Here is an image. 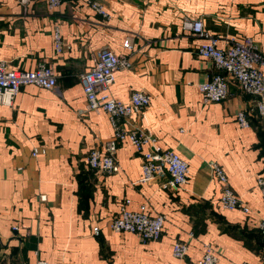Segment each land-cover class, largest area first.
<instances>
[{
  "label": "crops",
  "instance_id": "1",
  "mask_svg": "<svg viewBox=\"0 0 264 264\" xmlns=\"http://www.w3.org/2000/svg\"><path fill=\"white\" fill-rule=\"evenodd\" d=\"M93 1L110 16L97 13ZM197 18L221 37V47L229 36L244 35L264 53V0H63L54 10L46 0L29 7L0 0V62L17 70L46 62L58 77L55 89L29 84L11 105L0 101V264L39 259L198 264L206 243L217 249L218 264H255L264 258V235L257 226L264 218L258 185L264 176V120L252 113L253 126H239L238 111L249 110L253 99L234 81L227 100L203 101L198 84L217 70L199 55L202 40L185 25ZM58 24L64 42L60 53L54 39ZM125 40L131 48L124 47ZM103 47L132 62L130 69L116 72L110 96L127 101L140 90L152 97L150 107L123 126L149 131L157 145L186 159L190 179L185 187L165 189L160 178L140 182L142 154L130 143L117 152V173L89 167L90 150L113 133L108 113L86 110L80 79ZM211 160L223 167L251 213L217 205L221 187ZM126 199L130 210L147 203L153 214L165 215L160 240L111 229ZM177 240L189 243L183 259L173 255Z\"/></svg>",
  "mask_w": 264,
  "mask_h": 264
},
{
  "label": "built area",
  "instance_id": "2",
  "mask_svg": "<svg viewBox=\"0 0 264 264\" xmlns=\"http://www.w3.org/2000/svg\"><path fill=\"white\" fill-rule=\"evenodd\" d=\"M23 7H29L36 0H18ZM50 9L60 7L63 0H46ZM91 7L100 15L109 17L105 7L93 1ZM186 27L195 33L202 42L199 45V55L212 62L216 72L205 82L199 83L198 88L205 103L222 102L230 96L231 81L236 82L241 90L251 96L253 105L249 110L238 111L236 120L240 127H250L249 115L256 113L264 120V53L257 42L250 36L231 35L227 38V45L221 47L220 36L211 32L205 26L203 19H188ZM55 46L57 52H62L64 42L59 24L55 25ZM125 48H131L130 40H125ZM132 62L124 53H117L110 47H103L96 53L92 67L81 74V82L86 98L87 111H105L108 113L113 133L100 147L92 148L87 156L89 167L105 175L117 173L120 170L117 152L124 143H130L141 152L142 177L140 182L149 183L156 179H164L165 189L175 190L185 187L190 179L189 163L176 150L163 148L156 143L155 137L144 129H129L123 126L125 119L144 113L151 105V94L145 91H134L127 101L111 97L108 93L116 72L120 69H130ZM55 89L58 77L52 65L41 62L34 70H17L8 68L0 62V101L11 105L25 85ZM148 147V149H145ZM42 152H45L42 149ZM39 152L33 151L36 156ZM214 175L221 187V194L217 205L225 210L242 209L251 213V208L233 190L229 177L223 167L216 160L209 162ZM258 185L264 195V176L258 177ZM126 199L118 216L112 219L110 227L116 232H131L137 234L143 241H157L162 238L166 217L164 214H153L150 206L143 203L136 210H130ZM257 226L264 235V218ZM14 231L18 226L13 227ZM95 233L100 229L95 227ZM1 239V238H0ZM189 252L187 241H175L173 255L183 259ZM219 253L212 243L205 244L203 256L198 264H218ZM35 264H67L65 261L50 263L39 259ZM250 264V263H242ZM255 264H264V258Z\"/></svg>",
  "mask_w": 264,
  "mask_h": 264
},
{
  "label": "trees",
  "instance_id": "3",
  "mask_svg": "<svg viewBox=\"0 0 264 264\" xmlns=\"http://www.w3.org/2000/svg\"><path fill=\"white\" fill-rule=\"evenodd\" d=\"M258 119H261L259 116H257ZM249 121H250V126H253V120L250 118V116L248 117ZM261 232V231H260ZM100 234V233H99ZM98 234V235H99ZM262 234V233H261Z\"/></svg>",
  "mask_w": 264,
  "mask_h": 264
}]
</instances>
